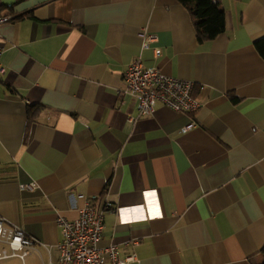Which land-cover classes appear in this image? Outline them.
<instances>
[{
	"label": "crops",
	"instance_id": "1",
	"mask_svg": "<svg viewBox=\"0 0 264 264\" xmlns=\"http://www.w3.org/2000/svg\"><path fill=\"white\" fill-rule=\"evenodd\" d=\"M215 1L226 30L199 41L179 0H0V215L36 239L13 264H60L58 220L87 200L128 264L262 261L264 0ZM138 56L194 81L199 109L132 120Z\"/></svg>",
	"mask_w": 264,
	"mask_h": 264
},
{
	"label": "built area",
	"instance_id": "2",
	"mask_svg": "<svg viewBox=\"0 0 264 264\" xmlns=\"http://www.w3.org/2000/svg\"><path fill=\"white\" fill-rule=\"evenodd\" d=\"M11 16H3L0 22H6ZM159 42L157 34L145 31L143 33L142 48L146 49ZM156 56L161 54L159 46L154 47ZM0 48V76L6 68L1 61ZM124 79L125 93L131 94L138 100L139 116L153 115L158 102H162L177 112L193 113L199 109V102L194 97L195 82L171 76L163 72L159 66L146 67L141 56L136 57L128 66ZM195 121L182 128L184 132L192 129ZM27 187L35 188L31 183ZM59 225L62 229V241L58 245L60 264H128L136 260V255L125 258L119 257L115 244L102 247L99 245L105 229L104 213L98 212L92 202L87 200L80 209V215L75 219L60 217ZM9 244L12 252L3 250L0 259L10 256L24 258L29 250L35 248L36 239L32 238L20 226L8 222L0 215V243ZM23 250V251H21Z\"/></svg>",
	"mask_w": 264,
	"mask_h": 264
},
{
	"label": "trees",
	"instance_id": "3",
	"mask_svg": "<svg viewBox=\"0 0 264 264\" xmlns=\"http://www.w3.org/2000/svg\"><path fill=\"white\" fill-rule=\"evenodd\" d=\"M186 6L194 20L199 41L213 40L226 30V10L215 0H179ZM259 53L264 57V37L256 41ZM263 257L259 264H264Z\"/></svg>",
	"mask_w": 264,
	"mask_h": 264
},
{
	"label": "rangeland",
	"instance_id": "4",
	"mask_svg": "<svg viewBox=\"0 0 264 264\" xmlns=\"http://www.w3.org/2000/svg\"><path fill=\"white\" fill-rule=\"evenodd\" d=\"M6 250L8 252H12V250L10 249L9 245H6L5 246ZM2 254V244H0V255ZM15 259H12V258H6V259H1L0 260V264H13V261Z\"/></svg>",
	"mask_w": 264,
	"mask_h": 264
}]
</instances>
